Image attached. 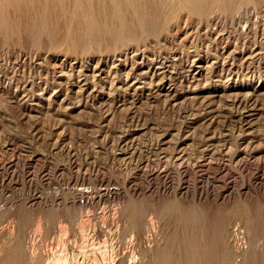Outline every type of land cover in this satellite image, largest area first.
I'll list each match as a JSON object with an SVG mask.
<instances>
[{"label":"rangeland","instance_id":"obj_1","mask_svg":"<svg viewBox=\"0 0 264 264\" xmlns=\"http://www.w3.org/2000/svg\"><path fill=\"white\" fill-rule=\"evenodd\" d=\"M233 18L215 15L205 29L188 25L161 40L158 58L155 51L135 55L131 50L124 58L108 61L97 55L66 58L22 51L0 41V248L15 234L16 212L23 208L30 213L24 235L30 237L35 255L41 259L44 254L48 264H55L53 257L67 252L62 241L73 240L68 213H74L89 241L93 231L99 234L104 228L103 249L109 259L131 245L121 227L107 231L115 225L117 211L131 200L152 209L143 247L162 246L185 233L182 222L162 213L175 205L201 215L198 230L207 245L219 243V251L234 247L240 254L237 260L259 264L264 228V55L259 62H248L264 47V8L250 4ZM172 64L184 65L177 72ZM214 65L219 68L212 69ZM96 67L99 71L90 72ZM245 99L254 104L246 118L252 127L245 132L246 142L237 145L234 139L240 132L233 130L237 120L232 117L242 113L237 101ZM230 133L233 137L226 136ZM212 137L218 150L246 148L257 155L230 162L223 151L202 160L198 143ZM177 139L183 143L184 162L168 160ZM84 186L86 201L77 194ZM112 188L118 189V196L107 192ZM236 203L249 209L251 228L228 216ZM48 214L63 223L61 233H52V226L44 224ZM218 226L224 227L223 242Z\"/></svg>","mask_w":264,"mask_h":264},{"label":"bare ground","instance_id":"obj_2","mask_svg":"<svg viewBox=\"0 0 264 264\" xmlns=\"http://www.w3.org/2000/svg\"><path fill=\"white\" fill-rule=\"evenodd\" d=\"M250 4H253L254 6L255 4H259L264 8V0H0V41L6 43L7 45H15L20 48V50L23 48L22 51L25 50L24 48H29L38 54L40 52H50L55 54H64L66 58L70 56L90 57L97 55L102 59L106 58L108 61V59L110 60L112 58L121 59L123 56L125 57L129 50H131L135 55H138V53H145L146 51H149V53H153L155 51L158 58V54L162 55V52L161 50L156 52V49H159L158 47L162 39L164 40L168 36L171 37L173 34L180 33L184 28H187L190 25L193 26V23H197V25H195L198 27L204 29L205 27L208 28L210 23L213 21L212 17L215 15H221L226 20L231 21L234 19V14L240 8H245ZM2 45L4 46V44ZM261 51L262 53H254L255 55H252L253 57L249 58L250 60L248 64H253L255 61L259 62L260 57L263 58L262 55H264V47ZM124 61L125 59L123 62ZM157 64L160 65L159 68L165 69L166 67H163L164 64ZM180 65L172 64L170 67H175V70L177 71L178 66L182 68L184 64ZM211 68L216 69L219 68V66L214 65ZM97 71H99L97 67L90 70L92 73ZM131 71L133 70L131 69ZM163 79L164 77L161 76L160 80L162 81ZM242 101H237V106L242 110V113L239 115L235 114V117H232L237 120L235 121L237 122V126H235L233 130L236 129L240 132H238L239 134L236 135V139H234L237 145H242L246 142L249 136L247 137L245 132L250 130L252 127V123L246 118L251 116L250 113L253 111L252 108L254 104H251L250 99ZM231 135L233 137L232 133L226 136L229 137ZM222 140H224L225 143L227 142V139ZM216 141L217 140L212 137L207 139L205 138L198 143L200 148V152L198 151L200 153L199 157L202 160H204V157L206 158L208 156L209 159L214 153L223 151L225 152L222 156L229 158V161L238 159L239 157L245 155L243 158L236 160L240 163L245 162L246 159L244 157H249L250 159L257 155L256 151L246 148L239 150H237V148L236 150L229 152L227 150H223V148L218 150L215 146ZM182 144L183 143L181 141L179 142L178 139L176 143H173L172 151L167 154L168 160H173L174 158V160H181L184 162V152L183 149L181 150ZM248 144L246 145L247 147L249 146ZM223 145L221 146L223 147ZM126 150L127 148L124 150L121 149L120 153L125 154ZM181 161L179 162V167H182L184 164H182ZM82 187L78 189L77 194H79L80 197L85 198L83 200L86 201L87 192L85 190V186L84 188ZM107 192L110 193L112 197L118 196L120 193L118 192V189L114 188L109 189ZM33 204L34 203L32 202V205ZM162 210H164L162 211L164 215H168L169 217H172V219L174 218V221H179V223L182 222L185 225L184 227H186V230L184 229L185 233L182 236L179 237L174 235L170 238V242L167 241L169 243L162 246L155 245L154 247H143L141 245V239L143 238L142 235L144 230H147L146 228L150 226V224H148L151 219L149 213L152 209L150 206L140 203L138 204L130 200L122 210L117 211L115 216L117 221L114 226L110 225V227H108L110 229L107 231H109L110 234V231H112L114 227L116 231L121 227L124 235L129 237L128 243L130 241L131 245H129L130 247L128 248L125 247L126 250L124 249V251L119 250L122 252H120V254L114 256L110 255L111 257H109V259L107 258L108 256H106V249H103L105 246V241H102V237H104V228L99 232V234L94 233V231L92 235L89 233L92 240V242H90L91 240L89 241V236L85 233L86 231H84L86 229L83 228V223L80 222L83 225L82 227V225L78 224L76 219H74V213H68L69 218L71 216V226H69L72 229L71 232H73L71 233L73 240H69L70 238L67 239V244L65 240L62 241L64 244L63 248H65V251L67 252H64V255L57 254L60 255L57 257L52 256L55 258V264H254L252 262L253 259L248 260L246 258H239L237 260L240 256L239 250L235 249L233 246L232 247L234 249L231 248L232 250L225 246V249L219 251V243H211L207 245L204 240V233H201V229L198 230V228H200L198 225H200L201 215L197 214L193 209L189 208L181 210L178 206L171 205ZM16 213L19 218V222L17 221L19 227H16L17 230H15V234L12 232L13 235H10L11 238L8 237L10 238V240L8 239L9 242L4 246L1 245L0 264H48V261H45L46 258L44 259L43 257L44 254L41 259L39 257V253L38 256L35 255L34 251L36 250L33 248L34 245L28 241L30 237H28V239L25 237L27 233L24 232V228L26 227L28 220H30L29 211L20 208ZM5 216L7 215L4 214V217ZM228 216L230 218L241 220L242 223L244 222L243 224H245L247 229L251 228L250 213L246 205L236 203L234 207L228 211ZM229 217L228 219H230ZM54 218L55 216L52 217L51 214H48V216L45 217L46 223L44 224L48 226L49 223V225L52 226V230H50L52 233L55 229L61 233L63 223L62 225L60 222L58 224ZM0 219H2L1 216ZM51 219H54L53 221L56 222V225L55 223H52ZM182 223H180V225H182ZM48 228H50V226ZM223 228L220 227L219 230L216 227L217 232L219 230V238L222 242L225 237ZM262 229L263 240L261 242L263 244V248H259L262 249L259 255L261 259L259 264H264V228L262 227ZM45 232L47 233V231ZM8 233L9 232H7V234ZM48 233L46 235H48ZM238 233L235 236L238 237ZM250 233L253 232L251 231ZM6 236H4V238ZM230 242L229 244H231ZM63 244L61 246H63ZM242 250H240V253H242ZM119 251L117 252L119 253ZM58 253H60V251ZM232 256L233 258L231 259Z\"/></svg>","mask_w":264,"mask_h":264}]
</instances>
